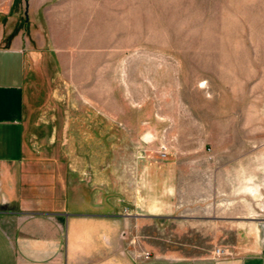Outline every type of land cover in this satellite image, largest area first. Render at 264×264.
Instances as JSON below:
<instances>
[{
  "label": "rangeland",
  "instance_id": "1",
  "mask_svg": "<svg viewBox=\"0 0 264 264\" xmlns=\"http://www.w3.org/2000/svg\"><path fill=\"white\" fill-rule=\"evenodd\" d=\"M11 48L0 212L101 217L136 264H264V0H0Z\"/></svg>",
  "mask_w": 264,
  "mask_h": 264
},
{
  "label": "crops",
  "instance_id": "2",
  "mask_svg": "<svg viewBox=\"0 0 264 264\" xmlns=\"http://www.w3.org/2000/svg\"><path fill=\"white\" fill-rule=\"evenodd\" d=\"M24 68L20 51L0 50V204L16 192L10 162H18L22 151ZM0 217V264H136L121 256L117 224L105 227L101 217L23 210ZM151 264L191 263L168 258Z\"/></svg>",
  "mask_w": 264,
  "mask_h": 264
},
{
  "label": "built area",
  "instance_id": "3",
  "mask_svg": "<svg viewBox=\"0 0 264 264\" xmlns=\"http://www.w3.org/2000/svg\"><path fill=\"white\" fill-rule=\"evenodd\" d=\"M223 253V250H221L220 248H217L216 250H215V255L216 256H219V255H221Z\"/></svg>",
  "mask_w": 264,
  "mask_h": 264
}]
</instances>
